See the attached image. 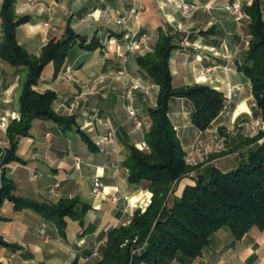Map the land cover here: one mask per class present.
Returning <instances> with one entry per match:
<instances>
[{
  "label": "crops",
  "instance_id": "obj_1",
  "mask_svg": "<svg viewBox=\"0 0 264 264\" xmlns=\"http://www.w3.org/2000/svg\"><path fill=\"white\" fill-rule=\"evenodd\" d=\"M183 1L195 8L181 13L171 0H15L14 14L29 16L15 30L18 44L28 54L39 57L42 48L51 39H60L68 28L85 37V44L96 45L86 49L76 40L58 72L53 62L43 67L34 89L53 90L54 112L72 117L73 123L32 119L16 149L23 162L7 163L5 173L15 196L47 204L78 198L89 208L82 221L65 217L61 229L34 209L16 208L4 199L0 264H99L109 230L126 224L137 209L144 211L150 203L151 193L129 180L124 161L129 146L144 150L148 110L155 106L159 91L138 57L152 54L162 36H170L174 45L168 60L174 87L204 85L224 97L220 113L202 130L192 123L193 107L187 98L170 99L168 116L189 164L198 166L197 172L212 166L227 171L245 158L250 145L241 140L251 136V124H256L257 132L264 130L250 81L236 66L250 40V19L244 11L236 19L223 6L239 1L244 10L252 0ZM260 1L264 17V0ZM116 9L136 10L126 29L112 22L110 15ZM132 30L146 34L145 49L127 53L122 63L117 49H124ZM65 68L71 78L62 76ZM0 79V110L8 126L21 115L19 97L26 70L0 59ZM109 130L114 131L113 141H101ZM223 142L231 150L225 152V144L222 153L217 152ZM8 145L6 129L0 127V148ZM74 155L80 160H74ZM195 176L193 171L175 184L168 204L181 196ZM95 182L102 184L98 190ZM55 184L56 195L50 192ZM140 264H264V228L252 226L237 239L222 226L198 257L177 254L171 261Z\"/></svg>",
  "mask_w": 264,
  "mask_h": 264
},
{
  "label": "trees",
  "instance_id": "obj_2",
  "mask_svg": "<svg viewBox=\"0 0 264 264\" xmlns=\"http://www.w3.org/2000/svg\"><path fill=\"white\" fill-rule=\"evenodd\" d=\"M14 2L3 0L0 8V59L17 70L25 69L26 80L19 97L20 118L8 124L9 145L0 148V206L4 199H8L16 208L34 209L62 229L65 217L82 221L88 204L78 198L47 204L15 196L13 182L4 167L11 161L23 162L16 149L19 139L27 135L32 119L49 118L65 125L73 123L72 117L54 112L53 90L39 92L34 86L48 62H53L56 72L60 70L68 47L76 40L86 49H93L96 43L85 44V37L68 28L60 39H51L39 57L30 55L18 44L15 36L16 27L27 22L29 16H16ZM243 11L250 19V40L236 66L250 81L264 124V17L261 1L252 0ZM173 48L170 36H162L152 54L138 57L141 68L158 85L159 91L155 106L148 110L147 149L129 146L124 166L129 180L144 185L151 193V199L144 211L137 209L133 213L128 223L109 230L99 264L157 263L171 261L177 254L191 259L201 254L211 235L222 226H227L237 239L252 226L264 228V130L241 140L250 148L236 167L227 171L208 167L204 173H197L193 182L184 187L181 196L168 204L175 184L198 169V166L186 162V154L168 116L170 99L185 97L191 102V120L200 130L207 128L224 106L223 94L218 90L204 85H172L168 60ZM88 143L94 148L90 141Z\"/></svg>",
  "mask_w": 264,
  "mask_h": 264
},
{
  "label": "built area",
  "instance_id": "obj_3",
  "mask_svg": "<svg viewBox=\"0 0 264 264\" xmlns=\"http://www.w3.org/2000/svg\"><path fill=\"white\" fill-rule=\"evenodd\" d=\"M171 2L181 13H187L192 8H195L194 4L187 3L183 0H171ZM223 8L227 13H229L231 16H233L236 19H239L244 15L243 10H242V5L239 1H233V2L228 3V4H224ZM135 14H136L135 9H131L126 13L119 10V9H116L111 13L110 18L114 24H116L117 26H120L123 29H126L128 27L129 21L131 20L132 17L135 16ZM48 24H49V22L44 23L45 26H47ZM130 32H131L130 37L125 42L124 49L123 48L117 49V55H118V57L122 63L125 62V60H126L125 56L127 53L135 51V50H138L139 52H143L145 49L146 34L143 32H140L138 30H136V31L132 30ZM69 72H70V69L65 68V70L62 72V76L67 77V78H71ZM119 73L122 74L123 72L120 71ZM0 81H1V79H0ZM131 116L133 117L135 126L140 127L141 126L140 122L135 118V116L132 112H131ZM0 127L2 129L7 128V120H6L5 116L2 114L1 110H0ZM253 134L251 133V135H253ZM114 135H115L114 131L109 130L101 137V141L112 142ZM143 149L146 150L147 146H144ZM72 158L76 161L80 160L79 156H76V155L72 156ZM56 186H57V184H55L53 187L50 188V192L54 195H56V191H55ZM101 186H102V184L100 182L94 183L95 190H98L99 187H101ZM128 222H129V220L127 221V223ZM135 240H136V237L133 239V241H135ZM126 242L127 241H125V243ZM95 253H96V251H95Z\"/></svg>",
  "mask_w": 264,
  "mask_h": 264
},
{
  "label": "rangeland",
  "instance_id": "obj_4",
  "mask_svg": "<svg viewBox=\"0 0 264 264\" xmlns=\"http://www.w3.org/2000/svg\"><path fill=\"white\" fill-rule=\"evenodd\" d=\"M249 133H250V135H251V133L253 134V135H251L250 137H252V136H254V135H256V134H258V132H257V126H256V124H251V127H249ZM242 139V138H241ZM226 143H228L227 141H226ZM225 142H223V145L222 146H217L216 147V150H217V152H220V153H222V151H223V147H225L224 145L226 144ZM240 143H241V145H242V142L240 141ZM244 143V142H243ZM227 146V148H226V150L227 151H225V152H228V151H230L231 149H230V147H229V145L228 144H226ZM229 148V149H228ZM185 159H186V162L189 164L190 163V160H189V158H187V156H185ZM191 165V164H190ZM193 166H196V165H193ZM197 171H199V170H197ZM196 170H195V173H196V175H197V173H199V172H197ZM205 172V170H202L201 171V173H204ZM0 184H1V181H0Z\"/></svg>",
  "mask_w": 264,
  "mask_h": 264
}]
</instances>
